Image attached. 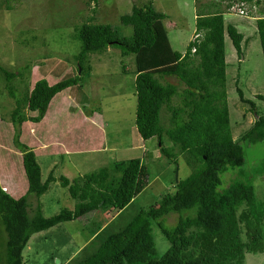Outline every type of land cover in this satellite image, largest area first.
I'll list each match as a JSON object with an SVG mask.
<instances>
[{
	"label": "trees",
	"instance_id": "16d2710c",
	"mask_svg": "<svg viewBox=\"0 0 264 264\" xmlns=\"http://www.w3.org/2000/svg\"><path fill=\"white\" fill-rule=\"evenodd\" d=\"M219 2L227 8L238 3L260 4V0ZM165 19L166 15L151 3L133 6L130 13L120 16V23L132 28L127 38L109 24L91 23L94 16H90L75 34L81 45L76 56L79 73L67 71L61 77L58 71L65 70L66 63L54 58L40 61V78L22 101V107L35 115H27L22 104L16 102L10 121L14 125L41 121L54 96L66 89H70L69 96L77 106H84L79 82L83 70L91 69L85 61L90 54L113 46L122 56L134 55L135 127L140 138H155L160 154L175 165L182 158L190 174L172 183V192L147 209L135 205V198L149 183L147 165L138 158L115 162L71 181L61 177L60 185L75 201L74 208L44 217L40 205L33 208L28 198L43 195L56 178L50 171L42 180L35 153L21 144L17 150L26 190L16 198L0 186L6 264H23L22 252L32 235L96 212L117 214L107 220L102 217L90 233L92 238L64 264H243L246 254H261L264 258V195L258 197L256 175L244 169L242 147L264 143V112L244 98L236 85L239 101L247 104L257 118L239 140H234L227 105L224 36L238 57L241 42L247 43L250 37L244 38L234 25L226 23L222 11L208 10L196 15L194 37L181 54L170 46ZM255 26L264 61V17L257 18ZM1 72L13 98L10 81L16 74L4 69ZM47 76L60 79L49 84ZM166 77L178 83H160L159 79ZM255 98L264 101L262 95L256 94ZM69 109L74 111L75 107ZM163 109L169 113L167 125L160 122ZM261 164L256 174L264 175V160ZM227 172L236 175L225 186L223 175ZM170 214L178 216L172 227L164 224ZM152 224L168 243L162 255L157 253Z\"/></svg>",
	"mask_w": 264,
	"mask_h": 264
},
{
	"label": "rangeland",
	"instance_id": "374dc122",
	"mask_svg": "<svg viewBox=\"0 0 264 264\" xmlns=\"http://www.w3.org/2000/svg\"><path fill=\"white\" fill-rule=\"evenodd\" d=\"M219 1L0 0V175L3 179L6 174L13 172V166L8 168L6 160L17 166L20 162L21 165L17 148L21 144L32 148L41 169L42 180L53 171L56 181L50 184L43 195L38 198L30 195L28 201L33 208L39 204L42 215L50 217L62 209L74 208L75 201L70 198L67 189L60 185L61 177L71 181L102 167H110L115 162L138 158L147 165L149 183L135 198V205L147 209L159 201L160 197L172 192V183L190 174V168L182 158L177 159L175 165L160 154L155 138L146 142L141 140L135 127L134 55L122 56L120 49L113 46L90 54L85 61V66L90 65L91 69L90 72L83 70L79 82L82 95L79 96L83 98L84 106H77L70 96L69 100L70 89H66L54 96L48 106L46 118L37 122L44 125L36 123L34 126L35 122L30 121L14 125L10 121L16 102H20L22 107L24 95L31 90L33 82L40 78V61L54 58L66 63V69L58 71L62 73L61 77L67 71L73 75L79 73L76 56L81 45L75 34L82 24L88 22L90 16H94L91 23L109 24L120 36L129 38L132 28L122 25L120 16L130 13L133 6L143 7L147 3L166 15L163 23L170 46L181 54L194 37L196 15L207 13L208 10L222 11L226 23L234 25L244 38L250 37L247 43L241 42V56L238 57L231 41L224 36L230 128L233 139L239 140L257 117L253 116L247 104L239 101L236 85L242 90L244 98L253 101L257 110L264 112V101L255 98L256 94L264 96V61L259 39L255 35V21L264 17V0H260L258 5L238 3L229 8ZM93 8L94 12L91 11ZM239 8L242 9V14ZM1 69L16 74L10 81L13 98L6 89ZM45 79L53 84L60 78L47 76ZM159 81L162 84L178 83L172 77ZM69 107H75V110L70 111ZM22 110L29 116L35 115L26 111L25 107ZM93 113L94 118H101L103 121L101 127L97 125V129L87 128V123L84 125L82 120L84 114ZM168 120V111L161 110L160 122L167 125ZM53 123L54 128L46 130ZM40 140L51 145L50 150L47 148L46 152L41 151L38 147ZM56 140L66 153L56 148ZM165 142L167 146L170 145L168 140ZM263 144H242L246 159L244 169L246 173L256 175L254 183L260 199L264 195V175L256 173L260 172L261 161L264 160ZM235 175V172L225 173L224 185ZM24 181L26 184L25 177ZM4 186L3 184L2 188L5 190ZM22 188L26 190V186ZM97 216L86 215L84 219L60 223L32 235L22 252L23 264L66 263L78 253L91 231L101 223V218ZM177 219V214H170L165 217L164 224L172 227ZM152 233L157 253L162 255L168 248V243L154 225ZM5 240L6 234L0 221V264H6ZM243 264H264V258L261 254H246Z\"/></svg>",
	"mask_w": 264,
	"mask_h": 264
},
{
	"label": "crops",
	"instance_id": "0c3cea01",
	"mask_svg": "<svg viewBox=\"0 0 264 264\" xmlns=\"http://www.w3.org/2000/svg\"><path fill=\"white\" fill-rule=\"evenodd\" d=\"M64 99H66V98H64ZM68 99L70 100V97H69V95H68ZM64 103V102H63ZM57 104V102L55 103V105ZM61 104V103H60ZM54 105V106H55ZM53 106V107H54ZM85 113V112H84ZM46 114H48V109H47V111H46V113H45V115ZM45 115H44V117L42 118V120L44 119V118H46L45 117ZM93 115H94V113L93 114H88V115H86V114H84V119L82 118V120H83V122H84V125H86L85 124V122L87 123V128L89 127H92V129H93V127H101L102 126V120H101V118H94L93 117ZM96 116H98V117H100V115L98 114H96ZM93 117V118H92ZM42 120H41V122H42ZM35 124L36 123H34V126H35ZM37 124H41V125H44V124H42V123H37ZM98 125V126H97ZM54 128V123L52 124V125H50V126H48V128H46V130H50V129H53ZM97 129V128H96ZM142 140V139H141ZM148 141V140H147ZM36 142H37V140H36ZM146 142V141H145ZM55 144H57V140L54 142ZM58 145V144H57ZM56 146V145H55ZM39 148H40V150L41 151H43V152H46V149L48 148L49 150H50V148H51V145H49L48 143H46V142H42V140H40V145L38 146ZM57 149H59V150H61L62 152H64L63 150H64V148L62 147V149L60 148V146L58 145L57 147H56ZM56 148H54V149H56ZM105 148V145H103V148L102 149H104ZM10 152V151H9ZM11 153V152H10ZM64 153H66V152H64ZM20 155V159H21V154H19ZM35 156H36V154H35ZM9 160V159H8ZM6 163H7V165H9V167L8 168H11V166H13V172L11 173V174H6L5 176H4V179H3V177L0 175V186L2 187V185L4 184L5 186L4 187H6V189H5V191L7 192V193H9L10 195H12L13 197H16V198H18V197H20L21 195H23L24 194V192H25V190H23V186L25 187L26 186V184H25V181L23 182V177H24V175H23V171H22V164L20 165V162H19V166H17V165H15V164H11L9 161H7L6 160ZM4 169H5V167H4ZM6 170V169H5ZM16 179H19V182H16ZM22 184H23V186H22ZM9 191V192H8ZM19 191H22V192H19ZM92 214H94V215H98L97 217H99V218H104V219H106L107 220V217H108V219H111V216L113 217L115 214H117V212H114V213H112V212H106V214L105 213H103V214H101V213H98V212H96V213H92ZM113 214V215H112ZM102 218V219H103ZM100 221H101V219H100ZM93 232V231H92ZM92 238V234H90V236L88 237V239L82 244V246H84L90 239ZM81 246V247H82ZM69 260V259H68ZM67 260V261H68Z\"/></svg>",
	"mask_w": 264,
	"mask_h": 264
},
{
	"label": "built area",
	"instance_id": "2783aa9c",
	"mask_svg": "<svg viewBox=\"0 0 264 264\" xmlns=\"http://www.w3.org/2000/svg\"><path fill=\"white\" fill-rule=\"evenodd\" d=\"M240 4H243V3H240ZM239 9H240V14H242L243 13L242 9L241 8H239Z\"/></svg>",
	"mask_w": 264,
	"mask_h": 264
},
{
	"label": "clouds",
	"instance_id": "9594fccd",
	"mask_svg": "<svg viewBox=\"0 0 264 264\" xmlns=\"http://www.w3.org/2000/svg\"><path fill=\"white\" fill-rule=\"evenodd\" d=\"M194 36V35H193ZM135 77V76H134Z\"/></svg>",
	"mask_w": 264,
	"mask_h": 264
}]
</instances>
